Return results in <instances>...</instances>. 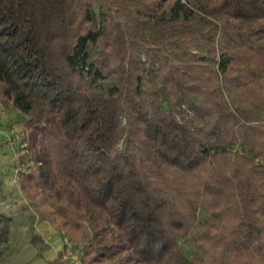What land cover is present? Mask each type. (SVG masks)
I'll return each mask as SVG.
<instances>
[{
    "label": "trees",
    "instance_id": "obj_1",
    "mask_svg": "<svg viewBox=\"0 0 264 264\" xmlns=\"http://www.w3.org/2000/svg\"><path fill=\"white\" fill-rule=\"evenodd\" d=\"M0 107L75 264H264V0H0Z\"/></svg>",
    "mask_w": 264,
    "mask_h": 264
},
{
    "label": "crops",
    "instance_id": "obj_2",
    "mask_svg": "<svg viewBox=\"0 0 264 264\" xmlns=\"http://www.w3.org/2000/svg\"><path fill=\"white\" fill-rule=\"evenodd\" d=\"M16 142L0 144V215L11 219L7 241L0 242V258L8 244L18 245V248L13 257L1 259L0 264H49L63 248V234L40 216L31 220L35 228L28 232L30 221L23 213L25 195L20 188L18 169L14 163L18 159ZM41 243L46 244L45 250L39 248ZM54 246L57 248L55 253Z\"/></svg>",
    "mask_w": 264,
    "mask_h": 264
},
{
    "label": "rangeland",
    "instance_id": "obj_3",
    "mask_svg": "<svg viewBox=\"0 0 264 264\" xmlns=\"http://www.w3.org/2000/svg\"><path fill=\"white\" fill-rule=\"evenodd\" d=\"M95 11H96L97 21L99 20L101 22L102 21L101 19L102 10L96 7ZM26 117L27 116L25 114L16 112L14 109H4L0 107V144L6 145L8 142L17 141L16 142L17 143L16 145L18 146L17 155L22 149V147H24L25 145V143L23 142L24 134L22 130L26 122ZM14 163L16 166L17 160H15ZM24 203L25 205H24L23 213L25 214L24 215L25 218L30 221L28 225V232H30L31 230H34L35 228L31 220L33 218H37V216L39 215L36 214L34 206L29 202V200L26 197H25ZM200 216L203 220L210 219V216L204 212H200ZM63 238H64V243L62 247H64V245L67 244L66 259L68 261V264H75L76 263L75 261H77L80 257V253H81L80 249L82 245H76V244L69 242L68 238L65 235H63ZM21 242H23V240ZM54 247L56 248V246ZM182 247H183L184 252L189 256L200 252V250L198 249L197 245L195 244L193 240L187 243L182 242ZM17 248H18V245L13 246L11 244H8L3 254H1L2 258H0V262L2 260H8L11 257H13L15 255ZM39 248L40 249L42 248L45 250L46 244L44 243L39 244ZM55 248H53L54 253L57 250V248L56 249Z\"/></svg>",
    "mask_w": 264,
    "mask_h": 264
}]
</instances>
